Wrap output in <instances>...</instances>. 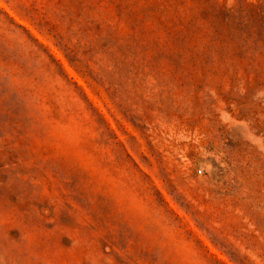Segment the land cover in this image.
I'll return each mask as SVG.
<instances>
[{"label": "rangeland", "instance_id": "rangeland-1", "mask_svg": "<svg viewBox=\"0 0 264 264\" xmlns=\"http://www.w3.org/2000/svg\"><path fill=\"white\" fill-rule=\"evenodd\" d=\"M0 264H264V0H0Z\"/></svg>", "mask_w": 264, "mask_h": 264}]
</instances>
